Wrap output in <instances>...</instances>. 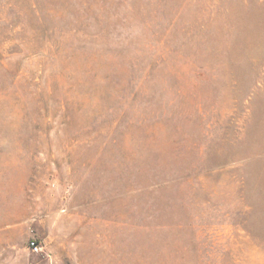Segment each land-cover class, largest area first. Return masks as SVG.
Returning <instances> with one entry per match:
<instances>
[{
	"label": "rangeland",
	"instance_id": "374dc122",
	"mask_svg": "<svg viewBox=\"0 0 264 264\" xmlns=\"http://www.w3.org/2000/svg\"><path fill=\"white\" fill-rule=\"evenodd\" d=\"M0 264H264V0H0Z\"/></svg>",
	"mask_w": 264,
	"mask_h": 264
},
{
	"label": "built area",
	"instance_id": "2783aa9c",
	"mask_svg": "<svg viewBox=\"0 0 264 264\" xmlns=\"http://www.w3.org/2000/svg\"><path fill=\"white\" fill-rule=\"evenodd\" d=\"M29 244H30V246H31L34 250H37V249H38V246H37V244L35 243V241L31 240V241L29 242Z\"/></svg>",
	"mask_w": 264,
	"mask_h": 264
}]
</instances>
